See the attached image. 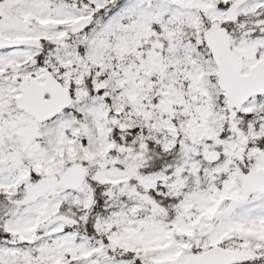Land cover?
<instances>
[{"label": "snow or ice", "instance_id": "6c2138e0", "mask_svg": "<svg viewBox=\"0 0 264 264\" xmlns=\"http://www.w3.org/2000/svg\"><path fill=\"white\" fill-rule=\"evenodd\" d=\"M0 264H264V0H0Z\"/></svg>", "mask_w": 264, "mask_h": 264}]
</instances>
